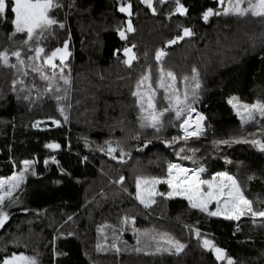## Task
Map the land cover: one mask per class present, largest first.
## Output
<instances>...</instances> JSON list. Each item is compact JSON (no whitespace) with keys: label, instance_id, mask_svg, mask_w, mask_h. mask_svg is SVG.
Returning <instances> with one entry per match:
<instances>
[{"label":"trees","instance_id":"16d2710c","mask_svg":"<svg viewBox=\"0 0 264 264\" xmlns=\"http://www.w3.org/2000/svg\"><path fill=\"white\" fill-rule=\"evenodd\" d=\"M6 2L0 52L16 67L0 62V180L21 172L24 177L11 203L6 199L2 206L8 219L0 228V264L13 253L35 256L36 250L40 264H227L229 258L264 264V218L211 216L184 197L156 196L145 208L136 198L139 178L167 179V164L176 163L203 167L207 180L228 173L253 210L264 211V152L247 143H216L264 141V117L254 113L248 120L243 108L228 103L233 97L249 106L264 103L263 18L225 15L227 0H179L187 9L183 14L176 0H154L153 9L142 0H60L63 7L50 15L64 27L53 25L31 42L15 32L14 5ZM210 8L221 14L205 21ZM185 28L192 35L184 36ZM66 41L71 56L63 75L70 85L53 76L59 69L35 59L37 48H44L43 59ZM125 48L135 54L131 65L124 62ZM160 50L166 55L157 61ZM17 51L23 64L12 55ZM161 67L176 76L181 98L187 91V103L203 113V135L173 141L183 136L174 112H165L160 132L140 128L145 121L133 93L143 77L150 76L146 85L156 90V111L172 107L171 89L159 87ZM108 142L119 144L111 155ZM24 160L33 161L27 171ZM169 191L166 184L158 189ZM168 238L183 249L177 253ZM204 239L223 249L225 258L217 259Z\"/></svg>","mask_w":264,"mask_h":264},{"label":"snow or ice","instance_id":"6c2138e0","mask_svg":"<svg viewBox=\"0 0 264 264\" xmlns=\"http://www.w3.org/2000/svg\"><path fill=\"white\" fill-rule=\"evenodd\" d=\"M146 3L151 5V0H145ZM221 4L225 2V0H219ZM228 9L224 13L234 14L238 16H246L252 15L256 17L264 18V0H227ZM14 6L10 8L11 12L14 13V25L16 33H26L28 41H33L38 39L43 35V33L49 30L53 25H58L60 28H63V24H58V21L50 15L53 9L63 7L60 0H12ZM177 8L176 11L179 13H186L187 9L180 4L179 0H176ZM8 5L6 0H0V14L5 13ZM130 5L128 8L121 7L120 11H128L130 9ZM130 14V13H129ZM219 15L221 13H214L210 8L203 13V19L207 21L212 15ZM131 25L129 24L128 31H132ZM184 36L192 35L191 30L188 28L183 29ZM119 35L121 38H126L124 32H120ZM183 39V37H177V40ZM177 40H172L169 44H175ZM69 45L66 41L61 48H56L51 52L50 55H46L45 62L52 69H56L59 67V72L61 74L60 78L63 80L64 84L70 85L71 81L67 75H63L65 68L67 67L66 61L71 56V52L68 50ZM44 48L36 49V57L35 59H39L41 53H44ZM125 56L128 57L125 60V64L131 65L132 60L135 59V54L132 52L130 48L124 49ZM19 63L23 64L24 62L20 60V52L12 53ZM166 55L163 50H160L156 53V60L161 61L162 58ZM57 58L60 61V64L57 65L55 61ZM0 62L5 66H10L15 68V64H9V56L7 52H0ZM36 70V69H34ZM193 72H196L193 69ZM56 73H53L55 76ZM198 76V73H197ZM165 77H167L170 83H165ZM41 79L49 80V76L42 75ZM150 76L143 77L137 84L136 90L133 93L134 96L137 97L139 102V108L142 113L141 120L145 121L141 123L140 128L151 127L156 132H160L162 130V121L161 118L165 115V112H174L175 119L181 121L179 127L183 129V136L173 137V141L178 140H187L190 137H198V135L202 132V128L199 122H197L194 130H189L191 128L190 125V114L195 111L192 108L191 104L187 103L188 101V93L185 91L183 93V98L179 93V90L175 87L176 85V76L171 72H165L161 67L159 71L158 83L161 89H165L167 92L171 89V95L167 97L169 104L172 107L166 108L164 111L157 112L156 106L154 103L156 90L151 88L150 83L147 85V91L142 92L141 88L146 85V82L150 81ZM187 77H184V80L187 81ZM196 79V76L193 77ZM22 83V82H21ZM200 85L197 82L195 88H199ZM193 95L195 96V89L193 90ZM174 98V101H173ZM58 99H67V96L58 97ZM235 101V102H234ZM229 104H232L233 108L240 109L243 108L248 115V120H254V113H259L261 117H264V103L257 102L251 106L240 104L238 102V98L233 97L228 101ZM60 112L64 115V119L67 120L68 117L65 114V109L61 108ZM146 113V115H144ZM239 114V113H238ZM184 117L183 119H181ZM204 117L201 115L198 117L199 121H202ZM241 119H244V116L241 115ZM53 123L59 125V121H53ZM136 140H140V135H135L133 137ZM146 142L144 147H147ZM217 144H230V143H247L251 144L254 147H257L261 152H264V141L260 139H233V140H221L217 141ZM108 154L115 153L119 148V144L116 147L111 146V142H108ZM48 148L57 149L60 147L59 144H49ZM123 153V149H120ZM180 151H183L181 149ZM116 159L115 156H113ZM184 159H190V157L185 156ZM25 171L31 166L33 161L24 160L23 162ZM47 163V161H45ZM204 172V168L201 167L195 172H192L189 169L184 168L180 164L176 163H168L167 164V179H159L152 178L151 180L139 178L136 182L137 188V196L136 198L139 202L145 207H151L156 203L154 197L156 196H167V198H172L174 196H184L193 208H200L202 211H207V206L210 202L215 200L217 204V208L215 211L209 212L211 216L223 215L225 219L238 221L240 217L244 215H251L252 217H262L264 218V211H254L253 210V202L248 200L238 182L233 176H230L226 172L217 173L211 180H201L200 173ZM24 172L19 174V177L13 176L7 182L4 180H0V228H2L8 219L7 214L4 212L3 207L5 205V200L8 199L9 203L12 200V192L19 186V183L23 180ZM219 178V180L217 179ZM123 177H121V182ZM7 184V190L5 189V185ZM158 184H166L169 189H171L166 194L163 192L156 191V185ZM142 185L144 186L142 188ZM204 186L207 187V191L204 190ZM125 222H127V218H125ZM200 233L197 232V236ZM164 238V237H162ZM168 243L173 244L176 252L179 253L184 245L179 242H173L171 238H168ZM204 247L214 250L216 253L217 259L225 258V251L219 247H216L213 241L204 239L203 241ZM157 251H160L157 248ZM164 251H169V249H164ZM3 264H37L35 257H29L24 254H15L13 253L10 258L5 259ZM227 264H235V262L229 258Z\"/></svg>","mask_w":264,"mask_h":264},{"label":"rangeland","instance_id":"374dc122","mask_svg":"<svg viewBox=\"0 0 264 264\" xmlns=\"http://www.w3.org/2000/svg\"><path fill=\"white\" fill-rule=\"evenodd\" d=\"M142 2H143V4H145V6H147V7H149V8H151V9H153L154 8V6H153V4H154V0H151V5H149L148 3H146L145 2V0H142ZM224 9H225V11H227V9H228V2H226L225 4H224ZM260 25H261V29L263 28L264 29V18H263V20L260 18ZM45 33V32H44ZM43 33V34H44ZM27 35V34H26ZM42 37V36H41ZM41 37H39L38 39H40ZM38 39H36V40H33V41H31V42H37L38 41ZM42 56H43V54L41 53V55H40V58L39 59H37V61L42 65V63L43 62H45V58H43L42 59ZM46 57V56H45ZM59 60V59H58ZM57 65L58 64H60L59 62L57 63V62H55ZM56 69H59V67H57ZM55 76H57V77H59V79H58V81L59 80H62L61 78H60V76H61V74H60V72H59V70H57V72H56V75ZM53 91V90H52ZM141 91L142 92H146L147 91V85H145L144 87H142L141 88ZM155 97H156V94H155ZM192 108H194L195 109V111H196V109H197V107H194V106H192ZM198 111L195 113V111H193V112H191V114H190V121L189 122H191L192 120H193V118L197 121L198 120V118L197 117H199V116H203L204 117V115H203V113L199 110V109H197ZM242 113H247L244 109L241 111ZM192 115V116H191ZM203 121V131L205 132V129H204V119L202 120ZM197 124V122H191V124ZM190 124V125H191ZM180 130H182V128L180 129ZM182 132V131H181ZM204 134V133H203ZM203 134H201V135H203ZM182 135H183V133H182ZM198 136H200V135H198ZM184 167V166H183ZM184 168H186V169H189V170H191L192 172H195V171H197V170H194V169H191V168H188V167H184ZM15 176H17V177H19V174H16ZM200 179L201 180H207V179H202V173H200ZM218 180H219V178H217ZM148 180H151V179H148ZM208 180H211V179H208ZM6 181V180H5ZM7 182V181H6ZM161 185H165V184H158V185H156L155 187H156V191H158V189H159V187L161 186ZM5 186H7V184L5 185ZM144 186L142 185V188H143ZM4 190H7L6 188L4 189ZM171 190V189H170ZM204 190L205 191H207V187L206 186H204ZM244 194V193H243ZM245 196V195H244ZM174 197H184V196H174ZM185 198V197H184ZM216 208H217V204H216V202H215V200H213L212 202H210L209 204H208V206H207V211L206 212H212V211H215L216 210ZM218 216H220V217H224L223 215H218ZM28 225H32V223H27ZM36 252L37 253H35V256H31V254L30 255H28L29 257H35L36 258V262H37V264H40V257H37V254H39L40 256L42 255V253L41 252H39V251H37L36 250ZM39 252V253H38ZM27 256V255H26ZM2 264H3V262H2Z\"/></svg>","mask_w":264,"mask_h":264},{"label":"built area","instance_id":"2783aa9c","mask_svg":"<svg viewBox=\"0 0 264 264\" xmlns=\"http://www.w3.org/2000/svg\"><path fill=\"white\" fill-rule=\"evenodd\" d=\"M197 109H199V108H197ZM197 109H196L195 113L198 111ZM199 110H200V109H199ZM191 116H192V115H191ZM194 118H195V117H194ZM197 118H198V117H197ZM194 121H195V122H199L200 125H201V128H203V121H199V120L196 121L195 119H193L191 122H194ZM191 122H190V124H191ZM195 126H196V123H195V124H191V128H190L189 130H190V131H191V130H194V129H195ZM181 131H182V133H183V129H182ZM203 133H204V131H203V129H202V132H201L199 135H201V134H203Z\"/></svg>","mask_w":264,"mask_h":264},{"label":"water","instance_id":"95a60500","mask_svg":"<svg viewBox=\"0 0 264 264\" xmlns=\"http://www.w3.org/2000/svg\"><path fill=\"white\" fill-rule=\"evenodd\" d=\"M47 66H49V65H47Z\"/></svg>","mask_w":264,"mask_h":264},{"label":"bare ground","instance_id":"6f19581e","mask_svg":"<svg viewBox=\"0 0 264 264\" xmlns=\"http://www.w3.org/2000/svg\"><path fill=\"white\" fill-rule=\"evenodd\" d=\"M194 119V118H193Z\"/></svg>","mask_w":264,"mask_h":264},{"label":"crops","instance_id":"0c3cea01","mask_svg":"<svg viewBox=\"0 0 264 264\" xmlns=\"http://www.w3.org/2000/svg\"><path fill=\"white\" fill-rule=\"evenodd\" d=\"M47 64V63H46Z\"/></svg>","mask_w":264,"mask_h":264}]
</instances>
